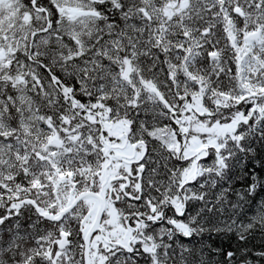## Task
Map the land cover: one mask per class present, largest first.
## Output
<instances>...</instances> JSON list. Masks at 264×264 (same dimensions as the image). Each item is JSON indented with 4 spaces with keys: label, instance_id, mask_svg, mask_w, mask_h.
Returning a JSON list of instances; mask_svg holds the SVG:
<instances>
[{
    "label": "trees",
    "instance_id": "obj_1",
    "mask_svg": "<svg viewBox=\"0 0 264 264\" xmlns=\"http://www.w3.org/2000/svg\"><path fill=\"white\" fill-rule=\"evenodd\" d=\"M0 116V264H84L94 197L60 223L16 203L100 193L133 170L108 166L126 128L143 195L92 264H264V0H0Z\"/></svg>",
    "mask_w": 264,
    "mask_h": 264
},
{
    "label": "water",
    "instance_id": "obj_2",
    "mask_svg": "<svg viewBox=\"0 0 264 264\" xmlns=\"http://www.w3.org/2000/svg\"><path fill=\"white\" fill-rule=\"evenodd\" d=\"M235 13L237 15H240L238 9L235 10ZM129 132H130V130L126 129V134L122 135L121 137L122 138L127 137ZM125 146H126V143L124 144L123 147H125ZM135 149H136V147H135ZM135 149H134V154L132 156L125 157V159L127 161H131L134 159ZM122 158H123V156H121V155H117V157H116V159L119 161H121ZM111 162H112V159L110 160V164H111ZM141 162H142V158L139 161H137L136 163L139 164ZM119 181H125V185L123 186V189H122L123 192L125 193L126 188H128L130 185V180H129V178H126V177H116V178L111 179L110 183H115V182H119ZM105 183H107V179H106ZM88 196H93V197L97 198L99 201V207L97 209L93 223L91 224L90 228L88 229V231L86 232L85 237H84V252H83L84 264H91V260H90L91 239L96 233H101V229H100L99 225L103 219V216H104V213L106 210V198L104 197L103 191L101 192V194H96L93 192H86V193H82V194L78 195L74 199V201L66 209H64L60 213V215L58 217L54 218L50 214H45L43 216L44 219L47 221H50L53 223H60L68 213L74 211L76 209V207L79 205V203ZM23 204H30L36 208L37 212H40V209L36 206V203L33 200H24V201L16 203L17 206H20ZM66 245H67L66 236H65V234H62L60 240L57 241V247H58V249L62 250L66 247Z\"/></svg>",
    "mask_w": 264,
    "mask_h": 264
},
{
    "label": "flooded vegetation",
    "instance_id": "obj_3",
    "mask_svg": "<svg viewBox=\"0 0 264 264\" xmlns=\"http://www.w3.org/2000/svg\"><path fill=\"white\" fill-rule=\"evenodd\" d=\"M144 147V146H142ZM134 148V147H133ZM117 151L121 152L123 150L117 149ZM118 152V153H119ZM133 152V149H132ZM142 158L144 157V152H142ZM140 157H137V149H136V157L134 159V161L139 160ZM130 167H132L133 170H129L128 172H124V176L130 178V186L128 187V189L126 190V193L128 195H130L131 197H133L134 199H130L128 197H126L124 195V193L122 192V186L125 185V182L122 181L120 182L116 188H112V189H108L107 192H104L105 197L107 199V203H115L114 201L117 200H121L122 197H124L127 200H131L133 202H140L142 199V195H143V182H144V178H145V174H146V167L144 164V158L142 160L141 164H128ZM38 199L39 204L41 205V210H43L44 214L45 213H50L53 216L57 217L62 210H64L69 204L66 202L65 206L60 207L59 209H57L58 207L55 206V199L53 200H41L40 197H36ZM71 199H69L70 202ZM37 201V200H36Z\"/></svg>",
    "mask_w": 264,
    "mask_h": 264
},
{
    "label": "rangeland",
    "instance_id": "obj_4",
    "mask_svg": "<svg viewBox=\"0 0 264 264\" xmlns=\"http://www.w3.org/2000/svg\"><path fill=\"white\" fill-rule=\"evenodd\" d=\"M261 35V34H259ZM23 101L27 102L26 98L20 99V102L23 103ZM2 121V118L0 116V122ZM1 125V123H0ZM32 125H26L27 129H29ZM156 139L160 140L161 143L169 150L175 151L176 147L178 146V141L176 135L174 136L171 132L160 130L153 134ZM53 142L49 144V149L51 151V148L53 147ZM56 146V145H55ZM60 146V145H58ZM11 154L10 147L8 145L0 144V169L3 168L8 162H10L9 155ZM55 206H57L59 209L62 206H65V203L68 200V193L64 191L63 189L57 190L55 194ZM106 210L110 213L112 210V207L110 203H107ZM96 212V210H95ZM94 212V214H95ZM117 223H121L120 220L117 221Z\"/></svg>",
    "mask_w": 264,
    "mask_h": 264
}]
</instances>
